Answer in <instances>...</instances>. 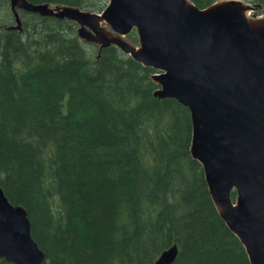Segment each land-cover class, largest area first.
<instances>
[{
    "label": "trees",
    "instance_id": "obj_1",
    "mask_svg": "<svg viewBox=\"0 0 264 264\" xmlns=\"http://www.w3.org/2000/svg\"><path fill=\"white\" fill-rule=\"evenodd\" d=\"M21 18L9 29L0 0V188L27 210L42 264H154L174 244L171 264H250L191 157L190 113L154 97L155 71L114 46L96 58L71 21Z\"/></svg>",
    "mask_w": 264,
    "mask_h": 264
},
{
    "label": "water",
    "instance_id": "obj_2",
    "mask_svg": "<svg viewBox=\"0 0 264 264\" xmlns=\"http://www.w3.org/2000/svg\"><path fill=\"white\" fill-rule=\"evenodd\" d=\"M18 10L76 23V35L100 50L117 47L156 72L159 99L172 98L190 113V154L203 169L218 215L244 246L250 264H264V14L258 5L218 0H108L100 13L70 5L9 0ZM136 31L134 44L127 35ZM98 53V56H99ZM234 190L233 201L230 193ZM174 244L154 264H171ZM42 264L27 210L0 188V260Z\"/></svg>",
    "mask_w": 264,
    "mask_h": 264
},
{
    "label": "rangeland",
    "instance_id": "obj_3",
    "mask_svg": "<svg viewBox=\"0 0 264 264\" xmlns=\"http://www.w3.org/2000/svg\"><path fill=\"white\" fill-rule=\"evenodd\" d=\"M104 2H105V4H106V3H107V0H105ZM251 4H252V3H251ZM253 4H256V3H253ZM261 9H262V8H261ZM259 13L262 14V10H260V11H259V10H258V11L254 10V11L252 12V14H256V15H259Z\"/></svg>",
    "mask_w": 264,
    "mask_h": 264
},
{
    "label": "bare ground",
    "instance_id": "obj_4",
    "mask_svg": "<svg viewBox=\"0 0 264 264\" xmlns=\"http://www.w3.org/2000/svg\"><path fill=\"white\" fill-rule=\"evenodd\" d=\"M252 14V13H251Z\"/></svg>",
    "mask_w": 264,
    "mask_h": 264
},
{
    "label": "flooded vegetation",
    "instance_id": "obj_5",
    "mask_svg": "<svg viewBox=\"0 0 264 264\" xmlns=\"http://www.w3.org/2000/svg\"><path fill=\"white\" fill-rule=\"evenodd\" d=\"M264 10V9H263Z\"/></svg>",
    "mask_w": 264,
    "mask_h": 264
}]
</instances>
